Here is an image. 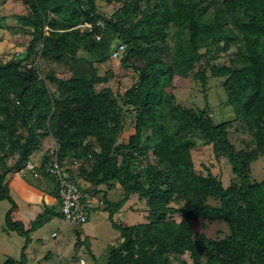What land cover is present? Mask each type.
<instances>
[{"label": "trees", "instance_id": "1", "mask_svg": "<svg viewBox=\"0 0 264 264\" xmlns=\"http://www.w3.org/2000/svg\"><path fill=\"white\" fill-rule=\"evenodd\" d=\"M98 1L22 0L28 12L16 18L27 34L24 49L0 57V201L11 206L3 230L28 242L30 233L60 216L43 204L25 228L13 218L17 204L8 182L31 163L36 176L56 186V158L67 171L80 162L82 201L86 182L119 232L104 264H171L186 253L191 264H264V174L252 176V164L264 158V0H106L117 6L112 12ZM118 44L124 46L119 64L137 79L123 94L97 90L112 76L97 74V65L112 60ZM231 48L227 62L216 63ZM36 61L66 69L69 77L42 76ZM194 69L204 95L208 80L220 79L232 119L215 122L207 102L177 103L173 89ZM231 131L246 135L238 148ZM47 137L52 146L40 154ZM198 144L227 162V185L211 161L194 162ZM116 189L122 195L112 202ZM133 194L145 204V221L124 225L113 216ZM199 220L203 230L197 231ZM217 221L225 225L223 237L208 236L205 222ZM1 264H29L25 246L19 259ZM64 264L80 259L69 256Z\"/></svg>", "mask_w": 264, "mask_h": 264}, {"label": "rangeland", "instance_id": "2", "mask_svg": "<svg viewBox=\"0 0 264 264\" xmlns=\"http://www.w3.org/2000/svg\"><path fill=\"white\" fill-rule=\"evenodd\" d=\"M98 6L106 12H112L113 9L117 7L115 6L113 8L111 5H108L106 0H99ZM27 12V5L23 3L22 0H0V57L3 58V60L8 59L11 54H17L20 50L24 49L25 45L23 44H25L27 40V34L21 29V24L18 22L16 16L26 14ZM85 28H89V25L83 24L81 26V29ZM203 51L204 49L201 50V52ZM233 51L234 48H231L228 53L220 52L217 56L216 63H226ZM36 64L40 67L42 76L53 72L57 77L62 79H67L69 77V72L66 69H60V67H56L53 63H39L36 61ZM106 71L110 72L112 76L105 84L97 85V90L107 86L114 93L123 94L137 79L134 72L130 69L121 67L119 60H110L109 62L97 65V74L103 75ZM195 72L196 69L191 71L188 77L173 89L177 103L188 107H203L207 102L213 107V111L216 114L215 122L219 123L222 120L232 119L233 112L231 108L224 103L225 98L220 79H209L207 83V92L204 95L201 92L200 85L193 80ZM206 75H209L208 70ZM48 88L52 91L53 85H48ZM128 135H130L128 131H123L121 134L124 139H126ZM245 136L246 135L241 132L231 131L229 133L231 142L237 148L240 147V140L245 138ZM52 143L53 140L50 137L45 138L44 146L40 154H42L43 150L50 149ZM191 153L197 165L200 162L209 163L211 161L214 165L212 172L220 174L225 185L229 183L232 174L224 159L215 161L212 159L210 150L206 146H201L199 144L192 149ZM79 163V161L72 162L69 167L70 172L68 171L76 180L79 179ZM24 173L25 174L21 177L27 185L41 189L44 184L49 190V192L47 191L48 195H52L55 192L56 186L51 180L42 181V178L35 175L37 172L25 171ZM263 174L264 158H260L252 164V176L254 179L260 180ZM17 175L20 174L15 173L12 176ZM82 184L84 190L87 191V203L92 207L88 221L81 225H69L66 229L61 215L50 217L40 228L29 234L30 240L28 242H26L25 237L16 233H6L3 230L5 226L4 216L11 206L7 200L0 201V264L7 258L19 259L24 246L27 263L29 264H64V260L73 255H76L80 259V264H104L109 247L117 245L118 243L119 232L113 229L107 218L108 213L103 211L105 205L102 203L100 195L92 193L93 186L90 184L86 182ZM121 195V191L116 189L113 190L112 195L109 194L108 198L113 202L121 198ZM209 201L214 202L213 200ZM16 204H19V208L21 209L23 203L16 202ZM19 208L17 206V209ZM144 208L145 204L143 203L142 205L137 195L133 194L128 197L125 205L120 211L116 212L113 217L116 221H121L124 225L141 223L145 221ZM41 210H43L42 207H37L35 216ZM14 213L15 210L13 211L14 220H24L25 228H28L30 226L29 222L35 218L34 216L32 219L28 218V220H25L21 213H15V215L17 214L16 217ZM205 223L207 226L204 232L208 236L223 237L226 231L224 223L218 221ZM194 228L197 231L203 230L202 222L200 220L196 221L194 223ZM75 230H78L80 233L78 238L75 235ZM219 231L220 234L218 233ZM83 241H86V245L89 246L90 252L94 257L87 252V246ZM75 244H77V246ZM47 253H49V257H47ZM184 263L191 264L188 253L177 259H171V264Z\"/></svg>", "mask_w": 264, "mask_h": 264}, {"label": "built area", "instance_id": "3", "mask_svg": "<svg viewBox=\"0 0 264 264\" xmlns=\"http://www.w3.org/2000/svg\"><path fill=\"white\" fill-rule=\"evenodd\" d=\"M47 29L45 27V30ZM123 51L124 46L122 44L116 45L111 50L110 58L120 60ZM25 168L35 172L34 164L27 163ZM51 171L56 175L57 192L55 196L51 197L49 205L58 209L66 226L87 221L90 205L82 201L84 194L82 193L79 179L76 180L74 176L70 175L67 169L58 163L56 158L53 160Z\"/></svg>", "mask_w": 264, "mask_h": 264}, {"label": "crops", "instance_id": "4", "mask_svg": "<svg viewBox=\"0 0 264 264\" xmlns=\"http://www.w3.org/2000/svg\"><path fill=\"white\" fill-rule=\"evenodd\" d=\"M8 182L10 186V192L14 200L16 202L23 203L21 209L19 208V204L17 205L19 209H15V213H21L24 216L23 218L25 220H28V218L32 219L35 216L37 207H42L43 204L48 206L50 201L49 199H51V197L53 196L48 195L49 190L44 184L41 189L32 187L30 185H27L20 175L10 177ZM22 221L25 222L24 220Z\"/></svg>", "mask_w": 264, "mask_h": 264}, {"label": "clouds", "instance_id": "5", "mask_svg": "<svg viewBox=\"0 0 264 264\" xmlns=\"http://www.w3.org/2000/svg\"><path fill=\"white\" fill-rule=\"evenodd\" d=\"M112 60H114V59H112ZM115 60H117V59H115Z\"/></svg>", "mask_w": 264, "mask_h": 264}]
</instances>
